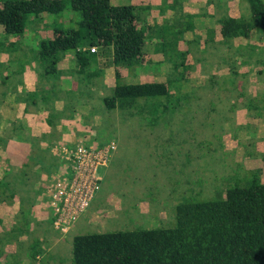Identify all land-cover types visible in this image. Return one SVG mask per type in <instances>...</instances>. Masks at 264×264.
Returning <instances> with one entry per match:
<instances>
[{
  "label": "rangeland",
  "instance_id": "374dc122",
  "mask_svg": "<svg viewBox=\"0 0 264 264\" xmlns=\"http://www.w3.org/2000/svg\"><path fill=\"white\" fill-rule=\"evenodd\" d=\"M208 1L161 0V5L149 14V20L157 24L149 27L150 32H158L157 35L161 33L158 38L165 34L167 37L156 42L151 56L143 53L133 63L136 66L143 61L148 74L142 71H138L137 76L132 74L135 70L132 65L113 68L123 76L124 81L130 82L128 84L149 82V76L170 79L174 85L173 90L180 89V92L190 94L188 101H180L173 111L157 116L153 123L150 120L154 117L146 116V110L133 111L134 115L129 118L127 112L121 114L106 110L101 106V100L97 118L92 117L89 122V125L98 126L99 133H90L89 130L83 140L73 145L92 146V142L113 141L116 150L112 162L99 170L102 176L100 188L85 215L65 233L54 228L52 217L46 222L47 212L52 216L48 187L66 168V164L58 169L54 177L46 175L44 182L41 181L39 172L35 174L37 168L31 164L28 169L32 176L25 187L38 190V193H25L24 196L28 201L32 199L33 204L43 202L41 207H37L40 214L34 211L33 218L30 217V212L23 214L19 198L13 199L11 203L0 202V263L8 264L9 260L17 258L5 257L10 252H15L20 258L21 255L35 258L38 249L40 252L46 250L44 254H54L52 244L57 242L56 247L61 255L58 258L63 257V260L54 258L48 261L49 264H70L67 255L71 256L69 248L72 238L77 234L140 227H171L174 225L177 204L187 199H214L218 189L224 190L227 187L230 175H243L247 170L258 168L261 169L260 179L264 182V162L260 155L264 152V33L247 32L246 35L233 39L230 44L214 35L212 29L203 34L205 25L212 24L223 14L238 16L246 13L244 4L241 5L238 0H210L214 4H208ZM208 7L213 10V17L205 18L202 14ZM159 11L170 16L169 28L163 27L164 22L160 20L163 14ZM147 13L148 11L140 13L141 17L145 18ZM79 18L78 13L67 9L60 17L49 15L44 22L42 20V24L37 25L40 32L34 31L35 39L29 44L30 49L39 48L40 42L47 39L55 23H59V26H73ZM34 19L41 21L40 17ZM30 20L27 21L25 32L31 31L33 21ZM236 48L240 49V54L235 52ZM86 50L93 52L96 48L87 47ZM68 53V61L74 63L76 68L64 73H72L75 77L79 75L77 58L73 52ZM68 53H62L60 60L65 59ZM38 65L42 66L37 61L34 67L37 78L41 75L42 80L54 79L55 75L45 76L42 70H36ZM110 93V89H102L100 92L102 97ZM37 97L39 95L36 99ZM248 97L255 98L259 107L247 108ZM99 102L100 100H96L92 105ZM65 113L60 111L59 117ZM20 125L16 124L15 129ZM12 132L13 130H8L2 134L0 130V136L9 138L10 133L13 136ZM38 137L37 140L44 139L43 134ZM32 141L34 144L36 140ZM34 146L30 150L32 154L36 152V145ZM57 152L54 154L57 155ZM57 156L59 164L64 162ZM4 162H0L1 169L7 168L8 162L5 163L6 166ZM26 162H30L28 158ZM12 168V172H17L18 167ZM68 174L70 176V171ZM24 207H27V202ZM8 239L7 243L4 242ZM33 264L36 263L33 261Z\"/></svg>",
  "mask_w": 264,
  "mask_h": 264
},
{
  "label": "trees",
  "instance_id": "16d2710c",
  "mask_svg": "<svg viewBox=\"0 0 264 264\" xmlns=\"http://www.w3.org/2000/svg\"><path fill=\"white\" fill-rule=\"evenodd\" d=\"M238 1L244 4L246 13L237 17L223 14L216 19L220 35L228 44L247 32L264 33V0ZM208 4L214 3L209 0ZM66 9L78 13L80 18L73 26L54 28L53 35L40 42L36 58L45 76L56 72L57 63L66 52L75 54L77 71L85 78L97 76L106 68L133 66L150 42V27L142 22L136 8L114 5L111 0H0V26L5 38L19 37L30 16L46 13L60 17ZM202 15H207L206 11ZM87 47H95L98 52H90ZM235 52L241 53L239 48ZM100 57L103 60L96 65L97 71L87 72ZM173 87L170 79L128 84L116 71L115 85L109 95L101 98L102 105L121 114L146 110L166 115L190 96ZM246 106L259 107V102L248 97ZM157 116L150 121L155 123ZM7 143L8 138L0 136L4 150ZM34 145L32 142V149ZM260 155L264 162V152ZM56 156L49 148L36 147L35 154L29 153L30 162L19 166L15 173L9 164L11 157L2 158L8 163L0 179V202L11 203L19 198L20 211L24 212V203L33 202L26 200L24 194L38 193L25 187L32 176L28 167L56 160L48 163L49 174L59 169ZM260 175L258 168L243 175L235 173L230 175L224 190L216 191L214 199L180 202L171 227L77 234L71 242V264H264V182Z\"/></svg>",
  "mask_w": 264,
  "mask_h": 264
},
{
  "label": "crops",
  "instance_id": "0c3cea01",
  "mask_svg": "<svg viewBox=\"0 0 264 264\" xmlns=\"http://www.w3.org/2000/svg\"><path fill=\"white\" fill-rule=\"evenodd\" d=\"M111 1L112 4L114 5H123V4L132 5L136 8L139 14L148 11V13L145 15L146 17L145 18L142 17L144 19V21L142 22L146 23L148 26L157 24L149 20V14L150 12H153L155 8L157 9V6L161 5L160 4L161 0H151V2H149V0H111ZM146 8H148V10H146ZM205 11L207 13V15L204 16L205 18L213 17V10H210L208 7ZM159 13L161 15L163 14V16H161L160 19L161 22H164L162 23L163 27L166 26V28H169L170 24L168 23L169 21L168 17L170 16L166 14V12H165L166 15L164 13H161L160 11ZM49 15L50 14L44 13L41 16H39L41 19L40 21L41 23L38 22L36 19H34L35 17L30 16L29 17V20L31 19L30 22L33 21L35 23L31 22V31L24 32L22 34L23 38L21 37L20 39L17 36H9L8 38H5L3 27L0 26V130L2 131V134L7 133L8 130L10 131L13 130L12 133H14L13 136H11L10 133L6 149L4 150L3 147L0 148V162L3 161L2 158H5V156L11 157V162L9 164L15 167H19L26 162L29 156V152L32 149L31 146L33 142L32 139L35 140L36 137L42 134L44 136V139L36 140L34 142L36 147L42 150L49 148L52 150L53 153H55L57 152L56 150H58V146H65V145L74 146L73 145L74 143L83 140L85 135L87 136V131L89 130L90 133L93 132L99 133L97 129L98 126L95 124L89 125V122L92 119V117L94 119L97 118L96 113L98 114V111L100 109L99 104H101V98H102L100 92H102V89H104L105 91L109 89L111 90V88H113L115 85V76H114L115 69L113 68H106L101 74L97 73V76H93L91 78L89 77L90 79L83 77V75L79 76L77 74L74 77L72 73L65 74L64 72L66 70L74 71L76 68V65L74 63L71 64L68 61L70 59V54L68 52L66 53H68L69 55H67L65 59L60 60L57 63L58 70L55 72L56 74L55 73L53 74L55 75L53 76L54 79L42 80L41 75L40 78H37L34 67L38 61L35 54L37 53L38 49L36 50L35 47L30 49L29 44L32 40L35 39L34 31L40 32V30L37 29V25L42 24V20L44 22ZM233 17H237V16H233ZM44 26L45 25H41V27ZM61 27L64 26L61 25L59 26V23H55L54 28H61ZM54 28L50 30V34L48 35L47 38H50L53 35ZM210 30L214 31V35H216L217 37L219 36L218 38L221 37L219 28L217 27L216 24V20L212 24L207 23V25H205L203 29L204 31L203 34L207 33ZM157 33L158 32H150L149 29L150 42H147L146 45L144 46L143 53H146L151 56L153 53L154 46H156V42L157 41L159 42V39H163L164 37H167V35L165 34L163 37L158 38L161 35V33H159V35H157ZM160 43L162 44V42ZM95 52H98V49H96ZM101 58L102 57H100L99 59L97 58L96 63H93V65L89 68L87 72H96L97 71L95 69L96 65L98 64V62L100 63L101 60H103V58L102 59ZM143 64L144 62L141 61L139 62L138 65L133 66V69L135 70H133L132 74L135 73L137 76L139 71V73L143 72L147 75L148 74L147 68ZM160 64H162L161 61ZM70 67L72 68L70 69ZM36 70L40 72L41 70L43 71L42 66H40ZM149 77L151 79L150 81H154V82L166 81L163 79H155L154 77L151 78V76ZM121 78L124 81L123 76ZM145 79L146 78H142V80ZM145 81H149V80H145ZM124 82L130 83L127 81ZM136 83H140V82L137 81ZM136 83L133 82L131 84H136ZM49 92H53L55 94ZM37 95H39V97H37L36 99ZM31 96L33 97L30 98ZM96 100H100V102L97 105H92V103L96 102ZM45 102L47 103V105ZM60 111L66 113L63 116L59 117ZM91 114H93V116ZM144 114L149 117H155L156 115L158 116L165 115V113L159 114L157 112L144 113ZM127 115H129L130 118L134 114L133 112H129V114ZM139 115L140 114H138V116ZM47 120H49L50 123L47 122ZM18 123L21 125L17 127V129H15L16 124ZM105 143L106 142H102V141H97L96 143L92 142V146H101ZM131 143H133V141ZM113 155L114 152L112 156ZM112 156L109 162H112L111 160ZM17 160L18 162H14ZM5 163L6 162H4V165L6 166ZM48 163L49 162H45L44 165L41 164L36 165V168L38 170L36 171L37 173L39 172V177L43 182L46 180L45 176L48 175V170H49ZM62 165L64 166L65 162H61L58 168L62 167ZM2 169L0 168V171ZM58 171L59 170L56 169L51 171L49 173L50 177H54L58 173ZM3 172L4 171L0 172V179L3 176ZM41 204H43L42 201L41 203L37 201L34 204L33 202L27 203V207L26 208L24 207L23 214L27 215L28 212H30V217L33 218V212L36 211V214H38L39 210H37V207L38 206L41 207ZM47 213L48 215L47 217H45L46 222L51 218L49 212ZM32 218H30L31 221ZM47 227L49 228V226ZM55 241L58 240L56 239ZM53 245L55 251L54 254H51L50 252L44 254L43 252L46 250L41 249L42 252H40L38 249L35 258L33 257L30 258V255H27L26 257H22L21 255L20 258L19 255H17L15 252H10L9 254L5 255V257L7 258L17 257L14 258V260H9L8 264L9 263L33 264V261L36 264H49L48 261H51L54 258L58 260L61 259L63 260V257L59 259L61 255L59 254L58 247H56L57 242H53L52 246ZM70 249L71 248H69V251ZM70 257H71L70 255H67V260L70 261ZM19 259H21L22 262ZM69 263L71 264V261Z\"/></svg>",
  "mask_w": 264,
  "mask_h": 264
},
{
  "label": "built area",
  "instance_id": "2783aa9c",
  "mask_svg": "<svg viewBox=\"0 0 264 264\" xmlns=\"http://www.w3.org/2000/svg\"><path fill=\"white\" fill-rule=\"evenodd\" d=\"M115 150L113 141L101 146H59L57 154L64 160L66 168L48 187L55 229L67 232L86 213L100 188L102 177L99 170L108 165Z\"/></svg>",
  "mask_w": 264,
  "mask_h": 264
}]
</instances>
